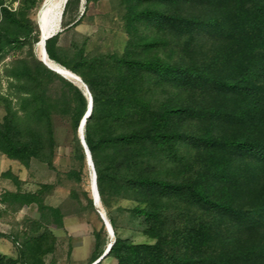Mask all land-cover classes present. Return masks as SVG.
<instances>
[{
  "label": "trees",
  "instance_id": "trees-1",
  "mask_svg": "<svg viewBox=\"0 0 264 264\" xmlns=\"http://www.w3.org/2000/svg\"><path fill=\"white\" fill-rule=\"evenodd\" d=\"M121 1L131 34L121 53L90 56L84 46L69 52L59 45L60 32L45 41L48 57L79 76L92 97L83 136L114 233L102 259L264 264V0ZM36 7L37 0H20L17 9L0 0V62L26 51L5 68L11 93H0V152L26 167L35 159L53 168L52 113L62 101L75 157L86 166L78 129L88 95L72 83L62 100L47 94L51 71L34 52ZM0 202L35 204L44 218L62 217L44 204L42 188L5 191ZM114 208L142 217L153 242L123 238ZM33 226L18 256L0 252V264H46L56 237L41 221ZM111 240L95 233L91 263Z\"/></svg>",
  "mask_w": 264,
  "mask_h": 264
},
{
  "label": "rangeland",
  "instance_id": "rangeland-1",
  "mask_svg": "<svg viewBox=\"0 0 264 264\" xmlns=\"http://www.w3.org/2000/svg\"><path fill=\"white\" fill-rule=\"evenodd\" d=\"M2 1L12 9L20 5V0ZM44 2L37 0V7L31 11V18L39 32L40 11ZM125 14L126 7L121 0H91L88 3L86 0L80 3L72 0L56 31L60 32L59 45L69 52L84 46L90 56L121 53L131 39L125 27ZM36 44L34 52L39 59ZM25 52H12L0 62V93H11L5 68L13 57L24 55ZM49 70L51 74L47 94L62 100L70 89L69 83L77 85L67 77ZM68 109L61 101L52 113L56 141L53 168L35 159L26 167L0 152V199L5 191L35 192L42 188L44 204L59 209L62 215L61 220L49 213L44 218L35 204L18 208L0 202V252L9 257L18 256L25 235L36 233L32 230L34 220L41 221L56 237L54 251L45 256L46 264H92L90 260L95 249V233L99 232L102 240L108 237L114 239V235L108 234L98 213V210L105 213L101 203L95 206L93 202L94 207L89 206L88 197L93 200L92 169L88 164L82 166L75 157V133ZM3 115L4 108L0 103V121ZM120 204L125 208L131 205L124 200ZM111 215L123 238L135 243L153 242L145 234L146 225L142 217H132L126 209L117 208L112 209ZM101 264H116V260L105 257Z\"/></svg>",
  "mask_w": 264,
  "mask_h": 264
},
{
  "label": "bare ground",
  "instance_id": "bare-ground-1",
  "mask_svg": "<svg viewBox=\"0 0 264 264\" xmlns=\"http://www.w3.org/2000/svg\"><path fill=\"white\" fill-rule=\"evenodd\" d=\"M65 0H45L44 5L40 11L39 22L41 24V32H40V39L37 43L36 47L38 50L39 59L44 61L47 66L50 67L53 71L57 72L60 75H63L74 82L76 85L84 89V85L81 79L71 72L70 70L66 69L62 65L56 63L55 61L51 60L47 53L44 51V37L56 33L59 22L61 19V14L64 7ZM99 205V203H97Z\"/></svg>",
  "mask_w": 264,
  "mask_h": 264
},
{
  "label": "water",
  "instance_id": "water-1",
  "mask_svg": "<svg viewBox=\"0 0 264 264\" xmlns=\"http://www.w3.org/2000/svg\"><path fill=\"white\" fill-rule=\"evenodd\" d=\"M67 0L64 1V6L66 4ZM64 8V7H63ZM39 28H40V31H41V24L39 22ZM57 33V32H56ZM56 33H52L46 37H44L43 41H44V45H45V41L52 37L53 35H55ZM41 37V35H40ZM44 51L46 52V49H45V46H44ZM40 60V59H39ZM41 61V60H40ZM46 67H48L50 69L49 66L46 65V63L44 61H41ZM79 77V76H78ZM80 78V77H79ZM81 79V78H80ZM84 85V91H85V94L88 95V108H87V111L86 113L84 114L83 118L81 119V122H80V125H79V129H78V135H79V139H80V142L85 150V153H86V156H87V164L89 165V167L92 169V181H91V188H92V193H93V202H94V205L96 206L97 203H100V198H99V193H98V190H97V185H96V174H95V170L93 168V163H92V160H91V155H90V152L87 148V145L85 143V140H84V136H83V128H84V124H85V120L86 118L88 117V115L90 114L91 112V108H92V97L86 87L85 84ZM98 213L100 214L102 220L104 221V224H105V227L107 229V232L110 236H113L114 233H113V229H112V226L109 222V220L107 219L105 213L102 211V210H98ZM114 240H111L104 252L102 253V255L92 264H96L97 262H99L104 256L107 255L108 251L110 250V247L111 245L113 244Z\"/></svg>",
  "mask_w": 264,
  "mask_h": 264
},
{
  "label": "crops",
  "instance_id": "crops-1",
  "mask_svg": "<svg viewBox=\"0 0 264 264\" xmlns=\"http://www.w3.org/2000/svg\"><path fill=\"white\" fill-rule=\"evenodd\" d=\"M62 15V14H61Z\"/></svg>",
  "mask_w": 264,
  "mask_h": 264
}]
</instances>
